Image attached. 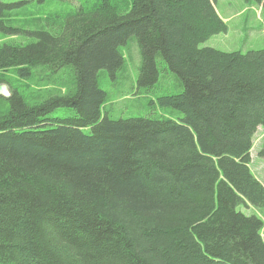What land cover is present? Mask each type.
I'll return each mask as SVG.
<instances>
[{
    "label": "trees",
    "instance_id": "trees-1",
    "mask_svg": "<svg viewBox=\"0 0 264 264\" xmlns=\"http://www.w3.org/2000/svg\"><path fill=\"white\" fill-rule=\"evenodd\" d=\"M12 7L0 3V72L49 81L0 75V264H264V221L238 211L264 208L250 169L264 50L201 48L228 31L213 0H97L23 25ZM131 37L138 91L162 55L185 90L150 103L180 116L103 114L99 73L123 68ZM58 108L76 114L47 116Z\"/></svg>",
    "mask_w": 264,
    "mask_h": 264
},
{
    "label": "rangeland",
    "instance_id": "rangeland-1",
    "mask_svg": "<svg viewBox=\"0 0 264 264\" xmlns=\"http://www.w3.org/2000/svg\"><path fill=\"white\" fill-rule=\"evenodd\" d=\"M97 0H0V3L11 4L12 8L6 9L19 19L18 25H23L25 20L34 18L45 19L49 16L61 21L63 16L72 13L81 5L88 7ZM219 16L234 18L227 23V33L211 37L201 48L211 47L223 52H242L264 50V8L262 5L248 0H213ZM126 10L125 6H122ZM128 9V8H127ZM15 42L26 43L29 39L23 35L13 37ZM125 64L120 71L111 74L108 70L99 73V86L106 92L107 100L103 107V114L111 119H128L132 117H155L158 115L180 116L181 113L171 108L160 109L150 101L159 96L175 95L184 92L182 80L172 72L162 55L157 56L159 78L157 83L145 92L139 87L137 77L142 64L140 47L135 37H131L126 45L121 46ZM68 73V74H67ZM67 81H71L67 71ZM0 75L7 78L14 86L19 87L26 82L35 87H43L48 81L45 73H36L31 81L20 78L12 71H2ZM56 77V75L54 76ZM33 90L32 88L30 91ZM76 114L69 108H58L49 113L50 118H69ZM55 123V121H52ZM86 132H89L87 130ZM250 169L255 177L264 184V128L260 127L255 135L251 151ZM238 211L247 216H257L264 221V208L240 205ZM264 238V229L262 231Z\"/></svg>",
    "mask_w": 264,
    "mask_h": 264
},
{
    "label": "water",
    "instance_id": "water-1",
    "mask_svg": "<svg viewBox=\"0 0 264 264\" xmlns=\"http://www.w3.org/2000/svg\"><path fill=\"white\" fill-rule=\"evenodd\" d=\"M0 96L4 98H10L12 96L11 88L9 85L2 83L0 84Z\"/></svg>",
    "mask_w": 264,
    "mask_h": 264
},
{
    "label": "crops",
    "instance_id": "crops-1",
    "mask_svg": "<svg viewBox=\"0 0 264 264\" xmlns=\"http://www.w3.org/2000/svg\"><path fill=\"white\" fill-rule=\"evenodd\" d=\"M223 18H224V20L225 21H230L231 20V18L233 19L234 18V14L231 16V17H227V16H223ZM216 49V48H215ZM264 185V184H263Z\"/></svg>",
    "mask_w": 264,
    "mask_h": 264
}]
</instances>
